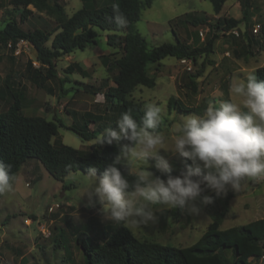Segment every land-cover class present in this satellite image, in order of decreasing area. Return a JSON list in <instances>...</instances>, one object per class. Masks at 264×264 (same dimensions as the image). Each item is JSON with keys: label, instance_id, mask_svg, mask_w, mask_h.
Instances as JSON below:
<instances>
[{"label": "rangeland", "instance_id": "1", "mask_svg": "<svg viewBox=\"0 0 264 264\" xmlns=\"http://www.w3.org/2000/svg\"><path fill=\"white\" fill-rule=\"evenodd\" d=\"M56 3L66 17L83 6L81 0L49 1L50 7ZM106 3L107 0H94L96 6ZM243 5L244 0H227L220 13L214 14L209 0H152L149 8L142 5L135 30L147 40L150 48L163 43L176 44L177 38L190 47H202L216 32L210 26L222 19L240 20ZM26 11H29L28 15ZM23 15L27 16L24 21L21 20ZM248 15L249 21L236 27L237 36L227 34V31L218 32L209 56L194 61L168 57L158 64L148 65L147 72L155 78V86H138L127 96L128 101L143 109L147 103L162 107V131L159 133L168 138L165 150L171 149L173 129L184 117L202 115L210 103L219 106L229 99L238 103V98L230 95L232 81L246 79L251 73L256 75L258 69H264V42L248 49L244 34L245 31L250 33L256 24H264V0H251ZM193 16L206 18L208 24L194 27L190 23ZM8 21H14L26 32L35 29L53 32L58 26L55 15L47 11H38L31 5L25 8L18 0H0V29ZM111 33L99 31L95 44L57 60V80H45L43 87L33 83L28 72L33 51L28 53L23 49L16 56L1 45L0 113L8 109L16 95L21 98L24 116L43 117L57 125L62 123L64 127L81 126L84 120L98 119L97 123L88 124L89 130H95L97 135L92 142H83L76 134L59 126L58 134L51 142L75 149L100 143L101 134L117 122L116 102L106 101L104 97L106 87L113 85L112 73L99 59L101 55L111 60L120 57L107 44V36ZM69 67H73V72L68 73ZM42 72L45 75V71ZM170 98L193 112L184 115L169 110ZM97 124L108 128L99 130ZM165 150H160L159 155L168 161L173 171H180L189 161L178 153ZM157 162L156 157L146 160L152 173L159 171L155 167ZM147 165L133 161L131 167L135 170ZM84 175L81 172L69 174L64 180L67 188L63 189V183L52 178L37 160L26 161L11 181V191L0 195V264H83L81 249L76 245L77 234L85 231L90 234L93 244L100 243L121 226L104 220L103 206L97 197H92L93 206H89L87 192L93 182ZM202 187L205 188L202 196L213 197V203L204 205L202 197L198 198L195 201L200 209L198 215L171 209L158 213L157 221L147 226H124L139 240L186 247L201 237L213 216L221 217L220 229L264 218V179L245 180L238 191L229 188L221 197H216L204 185ZM229 194L234 196L226 204ZM238 255V248L218 252L221 264H231ZM250 264H264V261L251 260Z\"/></svg>", "mask_w": 264, "mask_h": 264}, {"label": "trees", "instance_id": "2", "mask_svg": "<svg viewBox=\"0 0 264 264\" xmlns=\"http://www.w3.org/2000/svg\"><path fill=\"white\" fill-rule=\"evenodd\" d=\"M50 0H18L24 6H33L38 11H47L57 18L58 26L53 32L40 29L33 31L22 30L14 21H8L0 29V46H15L19 40H25L32 46L34 59L39 63L34 68L31 60L28 61V72L31 81L43 87L45 80H57L55 62L63 56L84 50L89 45L95 44L99 31L112 32L107 36V44L119 54L117 59H109L105 55L99 57L102 66L112 73V86H107L104 93L106 101L116 102L117 120L122 113L130 112L139 123L143 117L144 109L126 98L138 86L153 88L155 78L148 75L147 66L158 64L165 58L177 60H196L201 56H209L213 52L219 31H229L242 22L249 21L248 10L251 0H244L242 18L222 19L210 26L216 31L202 47L190 45L177 38L176 44L163 43L150 48L147 40L135 30V24L140 19L142 5L147 8L152 5V0H107L108 3L96 6L94 0H81L82 8L66 17L62 7L57 3L50 7ZM227 0H209L214 14H219ZM114 5L118 6L119 13L126 20L123 28L114 22ZM27 15L29 11H26ZM27 18L23 15L21 20ZM190 23L196 27L207 25V19L193 16ZM210 32V31H209ZM264 36V24L261 25ZM247 38L248 49L260 46V37H255L252 32H244ZM50 45L48 46V43ZM261 48V47H260ZM13 51V49H10ZM251 54V52H250ZM73 67H69L71 73ZM45 71V75L43 72ZM258 81H264V69L256 72ZM61 83L63 81H60ZM168 109L187 115L193 109H185L174 98L168 101ZM21 98L13 95V102L8 109L0 113V162L10 166V175L13 177L20 171L27 160H37L56 181L64 184L65 178L76 172L87 174L91 167L97 169V177L110 165L115 157L120 155V146L113 143H93L84 149H75L59 143L52 144V139L58 134V126L76 134L83 142H92L97 138L95 130H89L88 124L97 123L98 119L84 120L81 126L64 127L54 121H48L39 116H24L21 113ZM99 125L101 128H108ZM112 128H116L114 123ZM162 131V124L156 129ZM103 134V133H102ZM122 144H129L122 141ZM186 165H191L187 161ZM171 170L172 176L180 175L181 171ZM123 175L131 182L134 175H127V169L118 165ZM156 177L167 178L159 171H153ZM229 194L225 203L233 198ZM179 211V209H177ZM212 223L201 237L193 244L186 247H174L160 243L137 239L130 230L119 226L109 237L100 243H92L90 234L80 231L76 237V245L81 249L83 264H221L218 252L222 249H239V255L231 264H250L251 260H259L264 253V218L254 220L247 224L220 229V218L213 216Z\"/></svg>", "mask_w": 264, "mask_h": 264}, {"label": "clouds", "instance_id": "3", "mask_svg": "<svg viewBox=\"0 0 264 264\" xmlns=\"http://www.w3.org/2000/svg\"><path fill=\"white\" fill-rule=\"evenodd\" d=\"M114 22L121 28L126 18L114 5ZM230 95L238 98L226 100L219 106L210 103L202 115H188L173 129L172 145L165 150L166 138L156 131L163 121L162 107L147 103L138 123L130 112L122 113L116 128H108L100 136V143L120 146L117 155L103 173L97 177V169L91 167L84 175L93 182L89 195L98 198L105 221L129 227L147 226L158 219V213L179 209L190 215H198L195 201L213 203V197L202 196L206 189L216 197L231 188L238 191L248 179H264V81H258L255 73L246 79L236 78L230 85ZM128 141L129 144H122ZM160 150L178 153L191 161L180 175L172 176L166 159ZM156 157L155 167L167 176L153 178L146 160ZM124 161V163H122ZM147 167L133 170L132 162ZM118 165L134 175L130 182ZM10 166L0 162V195L11 191L14 179Z\"/></svg>", "mask_w": 264, "mask_h": 264}, {"label": "built area", "instance_id": "4", "mask_svg": "<svg viewBox=\"0 0 264 264\" xmlns=\"http://www.w3.org/2000/svg\"><path fill=\"white\" fill-rule=\"evenodd\" d=\"M251 32H252V35H253V36H255V37H260V38H261V41L264 42V36L262 35V32H261V25H259V24L254 25V26L252 27ZM227 34H231V35H235V36L238 35V33H237V31H236V28H233V29L227 31ZM200 36L202 37L203 34L200 33ZM7 48H8L9 50H10V49H13L12 52H13V54L16 55V56L20 55L21 52L23 51V49H24L26 52H28V53H30L31 50H32V46L30 45V43L27 42V41H25V40H19V41L15 44L14 48H13V46L11 45V43H9V44L7 45ZM30 60H31V62H32L33 67L38 68V67L40 66L39 63H38V61H37L36 59L33 58V59H30ZM258 261H260V262H263V261H264V253L262 254V256L260 257V259H259Z\"/></svg>", "mask_w": 264, "mask_h": 264}]
</instances>
